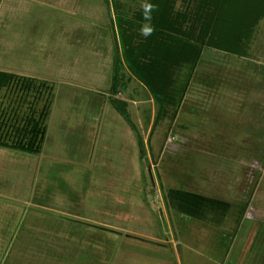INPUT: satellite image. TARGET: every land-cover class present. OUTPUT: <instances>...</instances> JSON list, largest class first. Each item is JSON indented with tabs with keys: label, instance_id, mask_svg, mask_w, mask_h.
Returning <instances> with one entry per match:
<instances>
[{
	"label": "rangeland",
	"instance_id": "obj_1",
	"mask_svg": "<svg viewBox=\"0 0 264 264\" xmlns=\"http://www.w3.org/2000/svg\"><path fill=\"white\" fill-rule=\"evenodd\" d=\"M150 1L109 0L110 22L115 27L117 15L136 20ZM168 2L173 9L169 23L179 29L177 39H184L194 24L197 32L201 22H212V28L196 66V42L158 39L151 54L146 50L147 55L134 57L132 63L163 93L158 121L159 105L122 53L115 79L118 93L111 96L105 97L104 86L96 82L52 91L35 85L28 91L31 95L24 93L27 110L9 115L6 93L0 92L5 123L13 116L22 125L38 115L40 125L48 126L37 169L32 164L38 160L26 159L12 144L0 149V202L25 210L0 205V264H177L164 247L132 239L141 235L139 230L149 237L155 231L160 238L168 233L164 244L174 237L163 201L170 188L246 204L248 216L264 220V0ZM136 37L137 45H147L141 33ZM3 58L6 51L0 48ZM187 82L188 92L177 110ZM104 83L111 88V80ZM113 103L120 110L130 105L127 112L121 110L130 121L116 114ZM38 107L46 112L35 114ZM25 133L18 142L26 139ZM34 136L38 138L35 130ZM138 142L145 149L141 156ZM70 170L75 175H68ZM43 177L46 185L40 187ZM61 180L69 187L62 194L78 200L58 199L52 182ZM49 182L52 194L45 195ZM36 200L49 203L44 210L50 223L38 211L28 212L42 209ZM80 215L100 231L80 224L77 229L66 220ZM109 221L113 224H104ZM61 227L70 228L77 240L70 244Z\"/></svg>",
	"mask_w": 264,
	"mask_h": 264
},
{
	"label": "crops",
	"instance_id": "obj_2",
	"mask_svg": "<svg viewBox=\"0 0 264 264\" xmlns=\"http://www.w3.org/2000/svg\"><path fill=\"white\" fill-rule=\"evenodd\" d=\"M108 5L107 0H0V36L3 35L0 37V48L6 51V58L0 61V66L4 65L0 68V73L10 78L8 85L0 90L5 91L3 98L10 108L5 109L6 113L10 115L12 112L27 110L23 107L27 102L24 93L31 95L28 91L35 85L40 90L45 91L47 88L52 91L63 87L72 89L77 85L88 87L87 82H96L97 87L102 89L104 86L105 89L102 90L106 93L105 97L107 94L111 96L118 93L115 87L118 74L116 58L122 50L110 22ZM20 46L23 48L22 53L15 51V48ZM109 80L112 82L111 88L105 87L104 82ZM42 94L44 93L40 96H44ZM14 96L16 101L13 100ZM111 107L118 116L130 121L122 112H127L130 105L121 109L122 111L114 103ZM39 111L46 112V109L38 107L34 113ZM1 112L3 110L0 111V143L8 148L11 144L18 147L23 141L21 139L18 142L19 135L25 132V129L35 128L37 133L42 135L39 138L40 144L34 146V154L23 152L26 159L30 157L38 160L32 167L39 168V159L48 136V128H45L48 126L40 125L35 119L38 115L28 118L22 125L17 123L13 116L5 123L8 116ZM99 112L102 114V106H99ZM16 119L22 123L24 121ZM41 121L43 122L42 118ZM27 123H30L28 127ZM138 143V154L141 156V144ZM100 157L99 155L98 158ZM71 171L68 175H75ZM44 177L38 180L40 187L46 185ZM53 185L55 192L59 194L58 199L67 202L78 200L76 195H70V200L62 194H67V181L53 182ZM180 189H167L164 194L167 203L163 196L174 237L171 240L165 239L164 244L162 241L168 233H164L165 236L160 238L155 231V234L149 237L139 230L137 233L141 235H134L132 239L164 247L166 254L169 256L170 253L177 264H264V220L248 216V208L245 210L243 204L227 199H213L192 190ZM2 203L6 208H24L12 202ZM41 207L43 210L37 209L38 212L50 215L44 210L47 209L46 206ZM30 210L35 212L32 208ZM66 220L87 227L92 226L86 223L88 220L82 215ZM104 224L113 223L109 221ZM91 228L99 230L95 226ZM105 231L109 232L110 229Z\"/></svg>",
	"mask_w": 264,
	"mask_h": 264
},
{
	"label": "trees",
	"instance_id": "obj_3",
	"mask_svg": "<svg viewBox=\"0 0 264 264\" xmlns=\"http://www.w3.org/2000/svg\"><path fill=\"white\" fill-rule=\"evenodd\" d=\"M110 1H111V3L112 2L116 3L118 0H110ZM107 2L109 3V0H107ZM149 4L154 6L150 12V17H151L150 20L145 19V13H144V10H142L141 12H139L137 14L136 20H130V19L125 18L121 15H117L115 27H114L113 22H112V25H113V29L115 32V38L117 40V43H119L120 48L122 50V56L124 57V60L126 61V63L129 65L131 72L137 78H139V80L143 84H145L149 88V90L152 93V96L156 100V103L160 107L159 113L157 116V121H158V117H160V115L162 114V111L164 109V102L161 99L163 93L158 92L153 87L151 82L145 78L141 69L132 63L134 61V57L139 58L140 54L147 55L146 50L147 51L149 50L148 53L151 54V52L153 50L154 42L158 39H161V40L167 41V42L170 40L173 42H180V43H186V44L191 43V42H196L197 54H196V59L194 62V65L196 66L197 63L200 61V57L202 55L203 48L205 47V45L208 44V42H207L208 34H209L210 29L212 28V22H201V23H203V25H202V28L199 32H197V26H196V24H194V26L192 27V30L185 34L184 39L180 40V39H177V37H176V35L179 34L178 27L173 26L174 24H172V23H169V18H170L169 14H171L170 11H172L173 9L170 7L168 0H151L149 2ZM257 14L258 13H255L253 16L256 18ZM145 25L152 27L154 29V31L150 36L146 37V40H147L146 44L147 45H145V42H144V44L141 42V43H139V45H137L136 44V42H137L136 36L140 33L141 27L145 26ZM118 51H119V49H118ZM116 61H117L116 67L118 69V65L122 64V58L120 55V51H119V54L117 55ZM9 80H10V78L9 77L7 78V75L0 73V89L6 87L8 85ZM117 84L118 83L115 80L116 90H117ZM188 89H189V82H187L182 89V93H181V95L178 99V102L176 104L177 110H179L180 104L182 103L184 97L186 96ZM28 130H30V131H28ZM34 130L37 133V130L35 128L25 129V132L27 131L28 134L24 132L26 139H24L25 141L20 140L21 145L19 144L18 147H16L17 149H19L22 152L28 153V154H34L35 153L34 152L35 151L34 146L37 147L36 144L39 142L40 136L38 134V138L35 139ZM27 135H29L28 138H27ZM140 144H141V152H142V154H144L145 153L144 146L142 145L141 142H140ZM0 146L8 148V146H6L5 144H2V143H0ZM51 186H52V184L49 182L47 189H44L46 191V193L52 194V190L50 189ZM40 194H43V193H40ZM163 196L165 198V195H163ZM36 197H38V196H36ZM47 200L50 201L51 198L48 197ZM165 201H166V198H165ZM166 203H167V201H166ZM1 204L5 205L4 203L0 202V205ZM35 204H38L40 206H46V207H48V205H49L48 202L43 203L41 201L38 202L37 200L35 201ZM167 207H168V205H167ZM13 208L14 209H23V208H16V207H13ZM246 208H247V205H244L245 210H246ZM28 212L34 213V211H28ZM35 213H37V215L39 217H41V219H48L47 223H50V218H48L47 215H43L42 213H38V212H35ZM39 214H41V215H39ZM54 216H57V215L54 214ZM69 223H72L75 226V228L78 229L79 224H76V223H73L70 221H69ZM60 229H63L64 234L67 235L66 237L69 239V243L72 244L71 243L72 238L76 237V236H73L74 233L72 232V230L70 228L64 229L63 227H61ZM98 231H100V230H98ZM58 234H59V236L62 235V233H58ZM75 240H77V238ZM58 242L60 245H62V238H61V240L58 239ZM63 243H67V242H63ZM59 250H60V248H59ZM85 254H87V253H85ZM86 258H87V255H86Z\"/></svg>",
	"mask_w": 264,
	"mask_h": 264
},
{
	"label": "clouds",
	"instance_id": "obj_4",
	"mask_svg": "<svg viewBox=\"0 0 264 264\" xmlns=\"http://www.w3.org/2000/svg\"><path fill=\"white\" fill-rule=\"evenodd\" d=\"M143 9H144V13H145V19L146 20H150L151 17H150V12L152 10V8L154 7L153 5L151 4H143L142 5ZM154 29L152 27H149V26H142L141 29H140V33L141 35H143L144 37H148L150 36L152 33H153Z\"/></svg>",
	"mask_w": 264,
	"mask_h": 264
},
{
	"label": "water",
	"instance_id": "obj_5",
	"mask_svg": "<svg viewBox=\"0 0 264 264\" xmlns=\"http://www.w3.org/2000/svg\"><path fill=\"white\" fill-rule=\"evenodd\" d=\"M159 186H160V183H159ZM161 190V189H160ZM35 210V209H34ZM35 211H37V210H35ZM96 227V226H95ZM97 228V227H96ZM99 228V227H98ZM105 230H107V229H105Z\"/></svg>",
	"mask_w": 264,
	"mask_h": 264
}]
</instances>
